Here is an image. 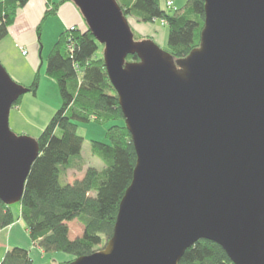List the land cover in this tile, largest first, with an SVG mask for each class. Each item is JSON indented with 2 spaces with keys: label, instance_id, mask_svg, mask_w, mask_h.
<instances>
[{
  "label": "water",
  "instance_id": "water-1",
  "mask_svg": "<svg viewBox=\"0 0 264 264\" xmlns=\"http://www.w3.org/2000/svg\"><path fill=\"white\" fill-rule=\"evenodd\" d=\"M73 1L103 45L137 162L105 246L62 264H179L200 239L235 264H264V0H204L200 44L177 59L136 40L117 0ZM27 91L0 62L7 205L40 155L37 138L10 125Z\"/></svg>",
  "mask_w": 264,
  "mask_h": 264
},
{
  "label": "trees",
  "instance_id": "trees-1",
  "mask_svg": "<svg viewBox=\"0 0 264 264\" xmlns=\"http://www.w3.org/2000/svg\"><path fill=\"white\" fill-rule=\"evenodd\" d=\"M29 0H0V41L9 33L20 8ZM129 19L153 22L165 20L167 49L175 59L199 46L204 25V0H181L175 7L162 0H117ZM178 6H177V5ZM56 12V7L47 13ZM134 31V30H133ZM136 40L145 38L134 32ZM70 46L72 48H70ZM102 44L86 27L64 30L47 57V74L58 84L62 106L56 110L37 137L40 155L27 178L20 215L31 238L46 252L63 251L74 258L104 247L112 236L120 201L130 185L137 153L101 53ZM136 59L130 55L128 60ZM39 73L31 84L23 85L35 93ZM24 96V95H23ZM21 96L15 105H19ZM113 122L106 130L108 142L92 140L91 151L105 166H88L82 178L62 182L69 169H81L84 137L79 122ZM17 218L13 205L0 199V232ZM76 219L84 226L80 237H70L68 222ZM1 264H33L25 248L8 250ZM179 264H235L216 242L200 239L186 249Z\"/></svg>",
  "mask_w": 264,
  "mask_h": 264
},
{
  "label": "crops",
  "instance_id": "crops-1",
  "mask_svg": "<svg viewBox=\"0 0 264 264\" xmlns=\"http://www.w3.org/2000/svg\"><path fill=\"white\" fill-rule=\"evenodd\" d=\"M53 6L56 7V12L47 13ZM72 25L83 29L86 26L80 9L73 0H29L19 9L15 21L9 26L8 35L0 41V62L17 82L29 85L36 73H39L40 78L37 91L26 93L19 105L12 108L15 110L11 124L14 130L29 132L27 127L32 126L35 131L32 135L37 138L47 124L46 121L59 107V87L42 69L49 49L60 34ZM24 50L27 51L26 54ZM41 88L46 91L50 88L53 99L42 103L39 96ZM83 176L81 174L78 178ZM14 209L17 213L16 220L0 232V264L6 252L14 247L27 249L33 264L62 263L59 251L46 252L33 241L20 215V205ZM68 225L71 238L83 234L84 226L76 219L69 221Z\"/></svg>",
  "mask_w": 264,
  "mask_h": 264
},
{
  "label": "rangeland",
  "instance_id": "rangeland-1",
  "mask_svg": "<svg viewBox=\"0 0 264 264\" xmlns=\"http://www.w3.org/2000/svg\"><path fill=\"white\" fill-rule=\"evenodd\" d=\"M176 3L178 5H180V4H182V1L178 0V1H176ZM162 5L165 6V0H162ZM129 21L131 23V26H132L134 32H136L138 35L144 36L146 38L148 36H150L162 48H164L166 50L169 48L168 28L165 24H163L161 22V20L158 19V20H155L153 22H142V21L140 22L135 17L130 16ZM51 48L49 49L47 56H48ZM101 53H103V46L101 49ZM19 58H22V57L19 56ZM21 61H23V60H21ZM43 66L44 67L42 69L43 70L42 72H46L47 57H46V60H45V63ZM56 85H57V87H59L57 82H56ZM58 91H59L58 103L60 101H61V103H59V107H57L56 110L62 106V102H63L62 98H61V94H60V89ZM39 96L41 98L40 100L42 101V103H47L49 100L53 99L52 92H51L50 88H49V91H46L44 88H41V90L39 91ZM14 113H15V110L13 111L11 109L10 125L12 124ZM51 117H50V119H51ZM50 119H48V121H46L47 124L50 121ZM112 124H113V122L98 123V122H95L93 120H91L89 122H79L78 123V133H79V135H82L84 137V143H83V147H82V156L80 159L81 163H83V167L81 169H77V168L69 169L67 174L65 176L64 175L62 176V182L63 183L67 182V180L68 181L69 180L74 181L75 179H77L81 174L85 173V170L88 166H95L99 169L104 168L105 163L99 157L95 156L91 151V143H92L91 141L92 140H99V141H103V142H108V138L106 137V130ZM26 125L28 126V124H26ZM26 125H24V126H26ZM31 127L32 126L27 127L29 132L14 130L12 128V126H11V129L16 134H27L31 137H34L32 135V132H35V131ZM39 135H40V133H39ZM13 206L18 207V203L13 204ZM58 253H61L60 255H62V263L67 262V261H71L72 259H74V255L71 253H67V252H63V251H59ZM62 263H60V264H62Z\"/></svg>",
  "mask_w": 264,
  "mask_h": 264
},
{
  "label": "built area",
  "instance_id": "built-area-1",
  "mask_svg": "<svg viewBox=\"0 0 264 264\" xmlns=\"http://www.w3.org/2000/svg\"><path fill=\"white\" fill-rule=\"evenodd\" d=\"M166 4L168 5V7H175V2L173 1V0H167V2H166ZM161 22L163 23V24H165L166 25V21L163 19V20H161ZM78 26H76V25H72L71 27H69L70 29H75V28H77ZM70 48H72L71 46H70ZM24 52V54H26V50H24L23 51Z\"/></svg>",
  "mask_w": 264,
  "mask_h": 264
}]
</instances>
